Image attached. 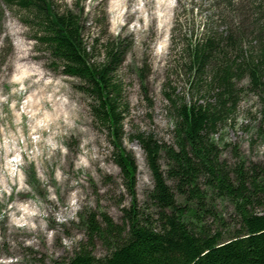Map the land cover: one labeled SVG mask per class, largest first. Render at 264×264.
<instances>
[{
  "label": "rangeland",
  "instance_id": "rangeland-1",
  "mask_svg": "<svg viewBox=\"0 0 264 264\" xmlns=\"http://www.w3.org/2000/svg\"><path fill=\"white\" fill-rule=\"evenodd\" d=\"M216 1L53 0L59 11L80 14L84 40L95 46L97 59L101 39L108 36L120 37L127 48L116 79L126 105L122 145L134 157L140 211H154L147 199L152 178L143 150L131 139L144 132L171 141L166 93L198 97L188 86L181 42L217 13ZM237 6L231 14L240 18L247 7ZM33 37L21 14L5 8L0 24V264L67 259L86 240L80 215L106 213L121 224L122 209L131 204L112 136L93 118L79 80L63 75ZM213 140L229 163L235 152L262 160L264 118L254 95L241 94L235 114L217 128ZM211 206L227 223L217 227L225 226L227 234L237 227L231 202L212 194ZM91 251L102 258L107 249L96 239Z\"/></svg>",
  "mask_w": 264,
  "mask_h": 264
},
{
  "label": "trees",
  "instance_id": "trees-1",
  "mask_svg": "<svg viewBox=\"0 0 264 264\" xmlns=\"http://www.w3.org/2000/svg\"><path fill=\"white\" fill-rule=\"evenodd\" d=\"M239 4L247 7L240 18L231 14ZM212 6L217 13L181 42L188 86L198 97L166 93L169 143L144 132L131 139L139 143L151 173L150 214L137 207L136 165L122 145L126 105L116 73L127 48L121 38L101 39L97 59L74 10L59 11L53 0H0V24L5 8L17 10L60 72L79 80L93 118L113 138L116 164L131 195L121 224L106 213L80 215L86 240L54 264H264V153L261 161H252L235 152L229 163L213 140L245 91L256 97L264 118V0H217ZM219 9L231 15L225 18ZM212 194L234 207L238 225L228 234L225 226H216L227 223L212 208ZM96 239L107 249L102 258L91 251Z\"/></svg>",
  "mask_w": 264,
  "mask_h": 264
},
{
  "label": "bare ground",
  "instance_id": "bare-ground-1",
  "mask_svg": "<svg viewBox=\"0 0 264 264\" xmlns=\"http://www.w3.org/2000/svg\"><path fill=\"white\" fill-rule=\"evenodd\" d=\"M27 58V57H26ZM20 82H22V80H20ZM15 234V233H14Z\"/></svg>",
  "mask_w": 264,
  "mask_h": 264
}]
</instances>
